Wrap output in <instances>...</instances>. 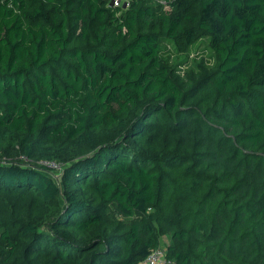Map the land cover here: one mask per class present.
<instances>
[{"label":"trees","instance_id":"trees-1","mask_svg":"<svg viewBox=\"0 0 264 264\" xmlns=\"http://www.w3.org/2000/svg\"><path fill=\"white\" fill-rule=\"evenodd\" d=\"M159 1L0 0V264H264V0Z\"/></svg>","mask_w":264,"mask_h":264},{"label":"rangeland","instance_id":"rangeland-1","mask_svg":"<svg viewBox=\"0 0 264 264\" xmlns=\"http://www.w3.org/2000/svg\"><path fill=\"white\" fill-rule=\"evenodd\" d=\"M151 1L153 4L157 2L161 4L159 0H151ZM122 2L127 3L129 2V0H122ZM201 50L202 51L204 50L205 54L208 53L207 39H202L200 41V43L196 47V51H191L188 54L187 53H184V54L173 53L172 60L173 59L175 60L173 64L176 66V69L179 72L183 73L185 70H188L189 68L190 69L194 68L199 60L204 59L203 56L199 54ZM178 62L181 64H179ZM61 168L62 167L59 166V169H56L55 172L60 173ZM108 212L113 217L117 216L112 207L108 208ZM136 217L139 218L138 215ZM153 225L156 226L157 223L153 221ZM158 231H159V237L161 240V244H160L161 248H164L165 250H167L168 246H170L171 244H175L172 241V236L170 233H164L160 230ZM190 248L192 249L191 256H192L193 264H211L209 258L207 257L208 249L212 248V245L210 242L205 243L204 241H199L198 243H196L195 241H191ZM224 264H232V263H224Z\"/></svg>","mask_w":264,"mask_h":264},{"label":"built area","instance_id":"built-area-1","mask_svg":"<svg viewBox=\"0 0 264 264\" xmlns=\"http://www.w3.org/2000/svg\"><path fill=\"white\" fill-rule=\"evenodd\" d=\"M113 6H120L122 4V0H112ZM43 166L51 168L52 170L59 169V165L53 162H41ZM139 264H175V262L168 258L166 254V250L164 248L158 247L151 251V253Z\"/></svg>","mask_w":264,"mask_h":264},{"label":"water","instance_id":"water-1","mask_svg":"<svg viewBox=\"0 0 264 264\" xmlns=\"http://www.w3.org/2000/svg\"><path fill=\"white\" fill-rule=\"evenodd\" d=\"M126 4L123 5V7H125Z\"/></svg>","mask_w":264,"mask_h":264}]
</instances>
